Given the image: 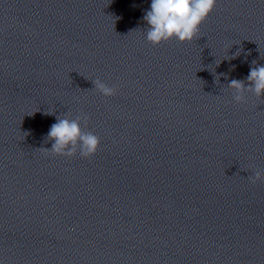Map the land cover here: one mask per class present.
Masks as SVG:
<instances>
[{
    "label": "clouds",
    "instance_id": "obj_1",
    "mask_svg": "<svg viewBox=\"0 0 264 264\" xmlns=\"http://www.w3.org/2000/svg\"><path fill=\"white\" fill-rule=\"evenodd\" d=\"M217 0H151L150 10H147L143 20L147 24L146 39L152 45H160L171 39L179 42H190L198 36L201 24L208 18L216 6ZM236 55H239L237 52ZM256 65V61H252ZM244 80L232 79L228 87L233 90L236 102L244 101L245 92L254 93L255 96L264 95V65L251 67ZM94 89L105 97L116 95L117 89L110 87L100 79L92 81ZM219 78L217 77V83ZM46 115L54 112L47 111ZM89 117L81 114L72 119L67 113L57 116L56 123L52 124L46 139L54 141L51 149L46 152L65 157H73L79 152L83 158H90L96 154L101 140L91 131L81 127V121L87 126ZM27 135V133H25ZM251 183L264 180V172L256 171L249 177Z\"/></svg>",
    "mask_w": 264,
    "mask_h": 264
}]
</instances>
